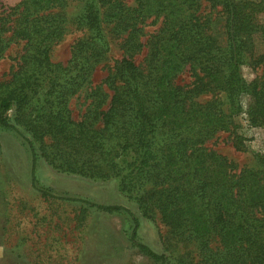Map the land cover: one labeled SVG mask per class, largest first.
<instances>
[{
    "label": "trees",
    "instance_id": "obj_1",
    "mask_svg": "<svg viewBox=\"0 0 264 264\" xmlns=\"http://www.w3.org/2000/svg\"><path fill=\"white\" fill-rule=\"evenodd\" d=\"M83 1L75 23L90 34L73 43L67 64L51 58L67 30V0H21L0 17V60L11 43L24 42L10 79L0 81V126L27 141L33 185L42 156L68 173L115 179L145 216L159 212L173 236L199 251L198 262L180 254L177 264H264V168L239 167L205 145L244 114L264 128V0ZM149 21L161 25L149 33ZM114 45L122 57L104 81L110 94L92 86V75ZM246 64L261 68L250 81ZM185 70L192 79L180 84ZM83 89L91 102L75 120L69 102ZM258 159L264 166V153ZM132 219L133 246L169 264L139 239Z\"/></svg>",
    "mask_w": 264,
    "mask_h": 264
},
{
    "label": "rangeland",
    "instance_id": "obj_2",
    "mask_svg": "<svg viewBox=\"0 0 264 264\" xmlns=\"http://www.w3.org/2000/svg\"><path fill=\"white\" fill-rule=\"evenodd\" d=\"M20 1L0 0V17ZM124 1L136 3V0ZM83 5V0H67V30L51 50L53 61L67 64L73 43L90 34L88 29L75 23ZM210 9L209 5L204 7L205 11ZM160 25V21H149L146 28L151 33ZM23 46L24 42H14L6 49L0 60V81L10 79ZM258 48L264 51V44L259 42ZM146 51L137 56L138 61L143 60ZM121 57L122 51L114 45L111 58L95 69L92 86L102 84L111 94L104 81L115 59ZM259 72L261 68L255 70L243 65V74L249 81ZM191 79V73L185 70L177 82L184 84ZM44 85L34 99V108H40V97L46 91ZM88 91L83 89L70 99L75 120L82 119L89 107ZM248 103V98H244V108ZM14 114L15 107L8 112L11 120ZM237 121L239 126L218 132L205 143L206 147L228 156L239 167L264 168L258 159L264 153V128L251 127L245 114ZM18 127L24 135L31 136L23 124ZM31 170L32 156L27 141L14 130L0 126V264H158L130 241L132 216L140 222L139 239L159 253H165L169 264H177L175 258L180 254L198 262L199 251L194 245L173 236L159 212L152 218L145 216L135 199L120 191L115 179L95 180L68 173L52 166L42 156L37 163L35 186ZM93 203L117 204L124 210L108 212L97 209Z\"/></svg>",
    "mask_w": 264,
    "mask_h": 264
}]
</instances>
